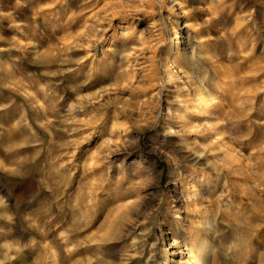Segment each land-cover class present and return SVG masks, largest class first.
Returning <instances> with one entry per match:
<instances>
[{
	"label": "clouds",
	"instance_id": "9594fccd",
	"mask_svg": "<svg viewBox=\"0 0 264 264\" xmlns=\"http://www.w3.org/2000/svg\"><path fill=\"white\" fill-rule=\"evenodd\" d=\"M0 264H264V0H0Z\"/></svg>",
	"mask_w": 264,
	"mask_h": 264
}]
</instances>
